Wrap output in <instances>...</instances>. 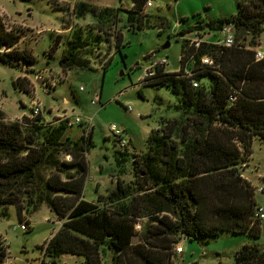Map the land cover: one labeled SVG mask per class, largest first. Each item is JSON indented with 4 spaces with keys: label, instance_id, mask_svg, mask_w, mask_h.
<instances>
[{
    "label": "trees",
    "instance_id": "trees-1",
    "mask_svg": "<svg viewBox=\"0 0 264 264\" xmlns=\"http://www.w3.org/2000/svg\"><path fill=\"white\" fill-rule=\"evenodd\" d=\"M130 2V10L124 11L128 29L163 26V18H156L152 25L140 21L145 17L147 0ZM237 8L233 16L205 27L218 30L232 23L236 32L251 35L255 44L254 38L264 33V0H239ZM120 10L109 7L98 10L88 2L74 8L78 19L90 15L103 26L111 23ZM2 20L0 17V50L6 53L0 56V63L11 67L31 63L26 52L16 49L21 36L8 32ZM56 44L53 41L51 48ZM84 44L81 32H74L60 64L76 65ZM185 47L184 41L181 53ZM189 52L188 49L185 54ZM203 55L213 59L212 67L200 65ZM179 63V72L168 73L159 68L152 83L146 84L169 89L177 98L173 108L178 115L172 121L161 120L157 129H151L145 142L146 152L132 158L131 167L137 179L134 184L143 192L130 199V189L118 181L109 196L99 195L96 203L81 198L89 172L86 157L92 147L91 137L72 139L63 122L53 125L42 117H34L33 127L24 133L18 122L4 124L0 111V155H4L0 157V207L14 206L21 222L23 212L34 213L45 204L50 213L64 220L45 247V257L51 263L66 254L81 257L83 264H102L103 259L110 261L109 264H172L177 236L197 242L223 232L259 237L261 222L255 216L254 189L242 179L239 165L243 155L250 154L253 137L264 140V60L256 62L250 50L205 43L196 55L194 66L187 67L194 73L192 79L198 83L197 87H192L189 78L183 77V64ZM204 78L207 86L200 84ZM231 94H235L236 101L228 107ZM61 153L70 158V162L62 165L75 171L65 181L51 174L44 184L46 192L30 198L41 169L63 172L64 168L56 161ZM127 156L118 151L116 163L120 166ZM17 183L31 190L29 194L25 192L26 207L17 194L3 190ZM67 194L73 195L71 199L59 197ZM53 196L58 197L54 200ZM63 201H68V206ZM6 215V211L1 212L0 218ZM143 215L151 217L155 225L144 226L139 241L133 243L137 235L133 225ZM6 255L0 241V264ZM232 264H264V249L243 245L236 251Z\"/></svg>",
    "mask_w": 264,
    "mask_h": 264
},
{
    "label": "rangeland",
    "instance_id": "rangeland-1",
    "mask_svg": "<svg viewBox=\"0 0 264 264\" xmlns=\"http://www.w3.org/2000/svg\"><path fill=\"white\" fill-rule=\"evenodd\" d=\"M238 1L151 0V7L144 11L145 17L140 21L144 23L146 20L152 25L156 18H163L165 20L162 21L163 26L132 30L127 27L129 23L124 12L130 10V0H0V17L3 19L5 29L21 36L18 50L26 52L27 58L31 60L29 64H18V67L0 63V109H3L9 117L8 119L4 117L6 118L4 124L18 122L24 133L33 127V118L28 115L30 94L36 89L37 99L42 103L44 113L49 116L51 114L47 112L48 109L53 112L58 109L59 116L63 115L65 111L60 109L64 106L69 107L71 103L74 104L76 99L78 103L75 106V113L81 118L82 123L72 128L68 127L67 134L72 139L81 136L86 139L91 137L92 143L86 157L89 172L80 194L81 198L96 203L99 195L105 198L109 196L116 188L117 181L122 183L125 189H130L129 199L139 196L143 191L134 184L137 179L131 163L134 155H143L147 150L144 130L148 128L155 130L161 120L172 121L178 115L173 108L178 103L177 98L169 89L146 86L140 81L145 68L150 64L148 56L154 52V59H165L167 62L163 68L165 72L179 71L180 55L188 50L186 45L184 52L181 53L182 42L196 37L199 33L202 34V41L207 44L220 43L222 38L217 31L205 26L218 19L233 16L238 9ZM81 2L95 5L98 10L104 7L121 10L111 23L103 26L90 15L80 19L76 17L74 8ZM45 26L50 28L58 26L60 30L46 32ZM37 30H42V33L36 32ZM76 31L81 32L85 44L76 58L78 63L72 67H63L60 59L67 53L72 34ZM119 36L121 40L117 44L116 40ZM251 39V35L243 36L235 31V42L241 47L264 45V33L254 38L255 44H252ZM53 41H57L56 47L53 46L54 49L51 48ZM165 44L167 47L163 48ZM118 45L121 46L120 51L117 52ZM4 53L6 51L1 49L0 56H4ZM182 62L184 69L194 66L186 64L185 60ZM20 73L24 75L23 78L16 77ZM36 77L40 78L37 82ZM15 80L18 82L15 83ZM200 84L207 86L208 81L204 78ZM80 87L83 88L82 91H78ZM96 89L101 98L99 103L93 105L92 97L98 96V93L93 91ZM64 99L70 104L68 102L64 104ZM128 105L132 106L131 112L125 109ZM136 114L140 118H137ZM51 118L45 122L57 125L59 118ZM90 118L93 119V128L83 133L85 122ZM110 124H115L119 128L125 127L129 139H133V145L139 152H130V146L123 151L115 147L113 140L108 138L107 129ZM23 147L28 146L23 144ZM250 150L249 155H243L239 171L242 179L248 181L254 189L257 208L262 207L264 211V140L258 136L253 137ZM118 151L128 155L125 162H120V166L115 161V154H118ZM1 156L4 157L2 153ZM56 161L58 165H62L63 162H70V158L69 155L61 153L56 156ZM64 166L62 165L63 172L49 168L41 169L37 174L30 198L35 199L46 192L44 184L51 174H57L61 181H65L67 175L75 171L67 165ZM22 187L23 185L17 183L11 188L10 184L3 190L8 194H17L22 206L26 207L27 194L31 193V190ZM259 187L263 189L261 193L257 192ZM71 196L67 194L59 197L68 200ZM57 197L53 196L51 199L56 200ZM63 202L65 206L69 203ZM40 206L34 213L32 212L34 222L30 226L26 218L31 213L23 212L24 220L19 222L14 206L0 207V213L5 211L7 213L5 218H0V233L8 236L7 247L1 243L6 250H9L12 259L6 260V264H13V259L15 262L18 259L22 262L37 256L34 264H83L81 257L66 254L58 257L55 263H51L45 257L49 234L53 237L64 220H59L50 213L51 220L44 222L45 214L39 210ZM151 220V217L146 215L136 219L133 228L137 235L133 238V243L139 241L144 226L155 225ZM260 222L261 229L257 239L245 234L234 235L227 232L198 242H184L181 241L184 239L183 236H177L176 244L182 247V253L177 255L173 251L174 247L172 248V264H232L236 251L243 245L251 244L258 249H264V219ZM19 223H27L28 230L13 231V227H18ZM40 245L42 249H38ZM109 262L107 259L101 260L102 264Z\"/></svg>",
    "mask_w": 264,
    "mask_h": 264
},
{
    "label": "built area",
    "instance_id": "built-area-1",
    "mask_svg": "<svg viewBox=\"0 0 264 264\" xmlns=\"http://www.w3.org/2000/svg\"><path fill=\"white\" fill-rule=\"evenodd\" d=\"M150 7H151V0H147L144 11H146ZM216 31H217V34H219L222 39H221L220 43L214 44V45L223 46V48L235 47V48H239L240 50H242V49L243 50H250L253 52L254 60L256 62L264 60V45L252 46L250 48H246V47H241L239 44H237L235 42V28H234V25L232 23L222 25V27H220ZM185 43L187 45V48L190 50V52L187 55L181 54L179 61L182 62V60H185L186 64L189 63L193 66L195 63L197 53L201 49V46L203 44H205L206 42L202 41V34L197 33L196 37H194L192 39H187L185 41ZM154 58H155V53L152 52L148 56L150 64L147 68H145L144 74L141 76L140 81L144 84L151 83L152 80H154L153 76L156 75V70L159 68H164L167 64V62L163 58H160L157 60ZM212 60H213L212 58H210L206 55H203L200 57L199 63H200V65H205L206 67L210 68L213 66ZM177 72H179V71H177ZM184 72H185L184 77L189 78V82L191 83L192 87H197L198 83L192 79V76H194V73L189 71V69H184ZM35 79L39 80L40 78L36 77ZM42 84H43V82H42ZM82 90H83V88L80 87L78 91H82ZM235 101H236L235 94H231L228 97V107L234 106ZM97 103H99V98L97 95H94L92 97L91 104L95 105ZM125 109L128 112H131L132 106L128 105ZM29 112L30 113L28 116L30 118L41 117V116H43V113H44V108L42 106V103L37 99L35 92H32V94H30ZM136 116H137V118H140V116L138 114H136ZM58 118H59L58 122L61 121L67 127H70V128H72L73 126H78L82 123L81 118L77 114L67 115L65 112H63V115H60ZM44 122H45V120H44ZM92 124H93L92 118L86 120L83 133H85V131L86 132L91 131V129L93 128ZM107 131H108V138L113 140L115 147L119 148V150H121V151L129 148L131 140L129 139V137L124 135L123 131L119 127H117L115 124H110L108 126ZM262 191H263L262 187H259L257 189V192H259V193H261ZM255 216L259 220L264 219V211H263L262 207H258L256 209ZM28 228L29 227H28L27 223H19V226L18 227L14 226L12 230L13 231L19 230V231L25 232L28 230ZM173 251L175 254L179 255L182 253V247L179 244H175ZM5 262H6V258L4 259L3 264H5Z\"/></svg>",
    "mask_w": 264,
    "mask_h": 264
},
{
    "label": "crops",
    "instance_id": "crops-1",
    "mask_svg": "<svg viewBox=\"0 0 264 264\" xmlns=\"http://www.w3.org/2000/svg\"><path fill=\"white\" fill-rule=\"evenodd\" d=\"M131 6H132V4H131ZM26 27V26H25ZM46 27V26H45ZM27 28V27H26ZM59 30H60V28L58 27V26H53L52 28H50V26H47L46 27V29H45V31L46 32H50V31H56V32H59ZM36 32H40V33H42V30H37ZM18 44H19V42H18ZM18 44H17V46H16V49H19V47H18ZM21 77V78H23L24 77V75L23 74H21L20 73V75H18V76H16V77ZM35 81L37 82V80L35 79ZM37 90V89H36ZM36 90H35V93H36ZM93 91H95V92H97V89L96 90H93ZM98 93V98H99V101H100V98H101V96H100V93L99 92H97ZM67 100H65L64 99V101H63V103L64 104H67ZM69 103V102H68ZM78 103V101L75 99L74 100V104H70V106L69 107H62L60 110L61 111H65V113L67 114V115H72V114H77V113H75L76 112V109H75V106H76V104ZM66 106H68V105H66ZM58 110V109H57ZM57 110L55 111V112H53V110H51V109H48L47 110V112L48 113H50L51 115L49 116V115H46L45 113L43 114V119L45 120V121H49L50 119H52L51 117H59V114H58V112H57ZM0 111L3 113V115H4V117H6L7 119L9 118L8 116H7V114L3 111V109H0ZM45 112V111H44ZM70 112V113H69ZM21 115H23V114H21ZM5 118V119H6ZM120 129L123 131V133H124V135L125 136H127V137H129V135L126 133V128L125 127H120ZM151 129H154V128H148V129H145L144 130V133H145V141H146V139H147V136H148V133H149V131L151 130ZM133 139L131 138V141H130V152H139V150L138 151H136V148L134 147V145H133ZM96 184H100L99 182H96ZM95 189H96V187H95ZM96 190H98V188L96 189ZM99 194V193H98ZM39 210L40 211H42V213H44L45 215H44V218H43V220H44V222H49V220H51V214H50V211L45 207V206H40L39 207ZM27 220H28V223H29V226L31 225V223L32 222H34L33 221V217H32V213L30 214V215H28L27 216V218H26ZM52 237V234H49V239ZM7 238H8V236H4L2 233H0V241L7 247ZM181 241H184V242H187L186 240H184V239H182ZM7 251H8V255H7V257H6V260H12L11 259V257H10V255H11V253L9 252V250L7 249ZM74 257V256H73ZM38 258V256L37 257H33V259L31 258V259H29V260H25V261H22V262H20V260L18 259V261L17 262H15V259H13L14 260V262H12L13 264H34V262H35V260ZM3 264V263H2ZM5 264H6V262H5Z\"/></svg>",
    "mask_w": 264,
    "mask_h": 264
},
{
    "label": "water",
    "instance_id": "water-1",
    "mask_svg": "<svg viewBox=\"0 0 264 264\" xmlns=\"http://www.w3.org/2000/svg\"><path fill=\"white\" fill-rule=\"evenodd\" d=\"M167 47V44L163 46V48Z\"/></svg>",
    "mask_w": 264,
    "mask_h": 264
}]
</instances>
